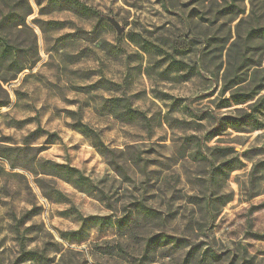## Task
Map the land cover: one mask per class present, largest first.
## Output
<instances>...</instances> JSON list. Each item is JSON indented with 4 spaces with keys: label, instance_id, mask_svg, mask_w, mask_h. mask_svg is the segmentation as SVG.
<instances>
[{
    "label": "rangeland",
    "instance_id": "1",
    "mask_svg": "<svg viewBox=\"0 0 264 264\" xmlns=\"http://www.w3.org/2000/svg\"><path fill=\"white\" fill-rule=\"evenodd\" d=\"M75 1L0 0V264H264V0Z\"/></svg>",
    "mask_w": 264,
    "mask_h": 264
},
{
    "label": "trees",
    "instance_id": "2",
    "mask_svg": "<svg viewBox=\"0 0 264 264\" xmlns=\"http://www.w3.org/2000/svg\"><path fill=\"white\" fill-rule=\"evenodd\" d=\"M50 2H57L58 0H48ZM60 1H65L66 3L71 4L75 10H77L78 12H81L84 15H88V16H93V17H103L97 10H93L91 8H89L87 5H85L82 2H78L75 0H60ZM244 12L240 13L243 14ZM260 37L264 39V28L263 29H252L250 32L247 33L246 35V40L244 43L248 44L250 42H252V40H254L255 38ZM236 44V43H235ZM23 69H21L19 72H21ZM264 91V87H262L260 89V91H255L253 95H243V94H233L230 99H227L225 101V107H231L230 106V101H232L236 106L238 105H242V104H246L249 101H251L254 96L258 95V93ZM112 104V108L114 107L116 108H120L121 109V121L129 123V122H139V123H143V124H148L149 120L147 118V116L141 112H139L138 110H135L131 107V105H127L124 104V101L120 98H116L113 99L111 101ZM254 112H258V110L256 109V107L254 108ZM250 117V116H247ZM149 125V124H148ZM74 126L81 134H84L86 137L90 138L91 141H93V145L97 148L100 149L102 151L103 154H111L112 156V152L107 149L105 147L104 142L101 140V137L99 135V132L97 133V131H95L93 128H91L90 126H88L87 124H85L83 121H81L79 118L75 119V123L72 125ZM5 152H3V154H0V158L2 159H7L12 167H17L19 166L18 164H21L19 162L20 159H17V156L15 153V149L13 148H5L4 150ZM25 159L23 165L27 164L30 165L29 163H31L32 168H30L32 171L34 172H41V174H44L46 176H50V177H57L60 179H65L67 181H70V179H67L62 173H57L56 169L59 170H65L67 173H73L79 176V180H83V177L81 175V173H79L76 169L72 168V167H67V166H62V165H58V164H51L49 162H41L38 161L37 164H34V160H28L27 158H23ZM27 163V164H25ZM111 164L114 168L118 169V170H122L121 166L118 164V162L116 160H114L113 158L111 159ZM25 167V166H24ZM138 208L145 213L146 215H152L154 213V211L151 208L146 207L143 204L138 205ZM17 235L19 236V230L17 229L16 231ZM169 238V237H167ZM21 240L23 241V239L21 238ZM205 254H208V252H205ZM43 253L42 252H38V251H24L23 254V258H22V263H24V261L27 260H39L42 259ZM214 259L212 264H221L220 263V257L219 256H214L212 255L210 260ZM48 260V259H47ZM48 262V261H47ZM193 261L192 260H187L186 264H191Z\"/></svg>",
    "mask_w": 264,
    "mask_h": 264
},
{
    "label": "water",
    "instance_id": "3",
    "mask_svg": "<svg viewBox=\"0 0 264 264\" xmlns=\"http://www.w3.org/2000/svg\"><path fill=\"white\" fill-rule=\"evenodd\" d=\"M108 20L115 27V29L118 31L119 35H122L125 32L124 28H122L120 26L119 22L115 18L111 17Z\"/></svg>",
    "mask_w": 264,
    "mask_h": 264
}]
</instances>
